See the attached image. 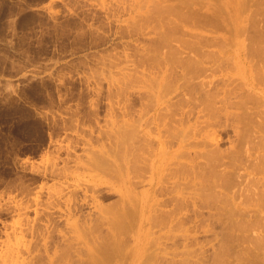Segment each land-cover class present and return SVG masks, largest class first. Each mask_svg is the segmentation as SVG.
<instances>
[{
	"label": "rangeland",
	"instance_id": "obj_1",
	"mask_svg": "<svg viewBox=\"0 0 264 264\" xmlns=\"http://www.w3.org/2000/svg\"><path fill=\"white\" fill-rule=\"evenodd\" d=\"M168 1H164V5H168L167 7H169ZM160 2L163 3V1ZM171 2L173 3L175 0ZM171 2L170 4L172 5ZM178 2L176 0L175 3L178 4ZM250 2L251 4H249ZM250 2H246L251 6L250 9L249 5L246 4L248 5L247 7L249 8V11L252 10V12H256H253L254 14H252L250 13L251 11H248L247 15L249 14L248 18L252 20V23H254L251 24L250 21H247L250 22V24H246L247 27L245 26V28L247 29L245 30L248 32L249 38L244 40L246 48L243 47L242 53L240 54L242 56L238 59L234 55V52H237L235 46L232 44L229 45L227 43V39H220L221 37L219 36L223 33L224 29L227 30L226 22L232 17H227V21L225 18L223 20L218 19V22H220L218 26L220 24L222 26L223 24L226 25V27L223 26L224 28L221 25L220 26L222 28L220 26L218 27L219 30L217 33H219V35L214 31L210 32V27L208 28L209 30L205 29L209 25L211 26V24H208L210 21H215L216 19L214 18L215 16L213 17L212 15L213 19L209 13V16L205 14L209 17V19L206 17L204 18V15L199 13L198 16L203 15L202 17L203 20L205 19L204 21L209 20V22L207 21L208 25L203 24L204 22L200 19L201 16H197L198 11L207 13V11H203V9H200L197 12L195 11L196 13H193L194 17H187L192 21L191 22L188 19L189 22L194 24L196 20L194 21L192 19H195V16H197V21L201 20L200 23L205 25V28H202L203 25L201 26L199 22V24L196 23L199 25H195L196 27L192 26L191 23H189V27L188 25L187 27L182 26L180 23V25L177 24V26L174 27L175 23L180 20L177 18L178 20L174 22L176 20H174L175 16L179 17L188 15L184 7L182 8L181 6L183 4L182 2L179 5L180 10L178 9L180 12L177 9L176 10L179 14L182 12L186 15L180 14L178 16V14L175 13L176 15L173 14L174 16H170L172 18V22L167 20L169 17H165L167 21H164V16H162L165 13L170 15L171 13L168 11L169 9L166 10L162 3V5H159L160 3L158 4V2H155L158 4V7L160 6V8H158L159 10H163L164 8V11L162 12L163 14H159V16H162L164 23L163 21H160L161 18L154 12L152 13V16L155 14V17H157L158 20H156L157 18L155 19L153 16L149 18H152V23H149V19L147 22L150 25L153 24V20L158 21V24L159 21L161 22L159 25H156L157 28L153 26V31H155L156 28V32H153L152 29H150L151 26L147 23L149 25V29L145 28V31H148L149 33L138 35L134 32L136 28H133V24L135 23L134 21L138 23V21L141 22L140 20H142V18L140 19L141 16L138 15L141 11V3L138 0H0V264H29L30 262L31 264H35V262L36 264H49V261L53 258V261L56 260L55 257H58L60 253H62L61 256H64V258H62L64 260L66 259L65 261L62 259V261H64L63 263L66 262L65 264H70V262L71 264H80V261H82L81 264H83L87 260L86 258L91 257L89 256V252H91V250L93 252L92 256H94L93 254L95 253L96 258L97 256L100 258L103 257L101 254H103L104 242L102 241V237L100 239L97 235L102 236V234H104L105 236H103V239L107 237L105 233L107 230L106 224L102 226V231L101 227L100 235V233H97L99 228L95 226L97 228V230L95 229V232L93 230L95 228H93V222H90L93 229L89 228L90 223H86L84 221L86 216L83 217L86 213L88 214L93 212L91 215L92 217L97 214L96 211L98 212L99 210L96 207V202L94 206L92 201H90L91 199L87 197L86 200L88 204L83 205L84 211L81 216L77 214L73 217H67L65 214L61 215L57 213L58 211H55L57 210L54 205L56 199L53 198L54 196L51 197L50 195L54 190L59 188L66 191L64 187L67 185V181L64 176H61V174L58 175L61 173L60 169L63 166L65 159L75 157L79 154L80 156H82V154L84 156V154L87 153L86 150L100 149L98 152H103L106 151V148L107 151L109 149V153H106L104 157V162L107 164L101 162L99 165V167H102L101 165H103L104 168L110 162L109 159L120 160L122 155H126L128 157V153L131 151V153H134L135 156L137 155L140 157L143 154L144 157H148L149 155L150 158L153 157L154 153H157L159 149L158 144L152 142V139L155 141V138L157 137V131L154 129L152 123L149 122L153 112L151 107L154 106L155 100L157 101L158 99V101L161 102L171 100L174 102L176 101V103L179 104L188 99L191 94H194V92H196L194 95L201 94V96L202 93L206 91L214 92L216 94L215 99H219L224 95V92H227V98L229 97L230 102L232 100L233 104L238 102L243 105V107L240 108L243 111L234 106H230L229 104L228 106H230V108L227 107V109L231 110L230 112L233 111L232 113H234V111L246 112L241 115L240 119L238 117L240 121L233 119L231 116V118L228 117L230 120L226 118L228 120H226L228 125L223 129L217 125L215 126L214 124L202 128L205 126L202 123H197L198 128H200L201 132L212 135L223 151L232 150L231 147L233 144H237L234 143L238 141V137H236L237 135L233 131L234 126L237 125L235 129L239 128L238 131L244 129L241 131L242 133L243 131L250 133V137L253 133L257 134V132H253L255 130L253 122H258L261 118L258 117L257 108L260 107V111L262 107V109H264V60L262 61L263 63L261 62L263 59L262 54L264 52V0H255L253 2L250 0ZM254 2L257 3L255 4ZM254 6L256 7L254 8ZM153 8H155V6ZM143 22L144 21L142 20V23ZM136 23L135 26L137 27ZM162 23L164 25H161ZM166 23H168L169 26L172 25L171 28L168 29L169 26ZM154 24H156V22ZM162 26L165 28L163 31ZM178 26H181V29ZM199 27L201 31L198 33L197 30ZM189 28L192 32L194 31L193 28L197 29L194 31L198 33V35L196 33L197 36L205 35L203 36V39L201 37L200 38L203 42L205 40L206 43L200 42L202 40L200 39L199 41V37L197 36V40L200 43L197 44V41L193 42L195 41L193 39L196 37H194V34L192 37L191 31L190 36ZM212 28L213 27L211 26V29ZM166 29H168L169 34L170 32L172 34H168L169 38L167 39H169L171 45L176 44L174 46L179 52H176L177 50L174 49L175 51H172V53L170 50H173V48H175L174 46L172 48H170L171 46H167L169 47V50L165 47L166 45H163L164 47L161 48L160 52L158 51L159 55L157 54L158 52H156V55L152 48H154L153 45L156 44L157 47L158 43L154 40H156L155 38L161 36V32L163 33L165 31L164 33L166 34ZM173 29L176 31L175 35L179 36L180 33L182 40L189 41L191 38L190 43L193 42V48H191V50H189L190 48L188 49L191 45L188 42L186 44V41L182 42L178 37L177 39L181 42H178L179 40L177 41L176 36L173 34L175 33ZM185 29H188L187 34L183 32ZM203 30H206L207 32H204ZM200 33L204 34L202 35ZM173 35L176 40L173 38ZM213 35H218L219 37H214ZM212 36L213 38L211 40ZM206 38L209 39L206 41ZM152 40L155 44L152 43ZM171 40L174 41L172 42ZM250 44L251 46L248 47ZM184 45L187 47L185 48ZM194 45L196 49L194 48ZM253 46L255 47V50H263V52L260 50L262 52L260 53L262 59L258 56L260 51H253ZM167 49L169 52H167ZM207 51V55L202 54ZM170 53L173 55H171V61L175 59L178 61L181 59L185 62L187 59L188 63L191 64L194 60L201 56L202 58L199 59L202 60H199L200 63L198 61H194L198 68L194 64L193 66L189 65L187 67H193L192 69H185L189 72L185 73L190 75L187 76L188 80H186V75H184L185 73L180 67V65H184V62L181 64V61H178L180 63L179 67V63L177 64L176 62V66L174 63L173 65H170L168 62L171 63V61L167 62L166 59L168 56L170 58ZM255 54H257L256 56L258 58L255 57ZM153 55L157 57H154ZM187 56L190 59H188ZM191 59L193 61H191ZM188 63L185 62V65L187 66ZM193 71L195 72L192 74L191 72ZM258 71L261 74H259ZM260 75L261 77L259 78ZM154 79H159L160 82L164 84L166 83L172 85L175 89L171 90V93L162 98L156 94L157 88L154 85L157 84L158 81ZM191 83H193V85ZM197 84H199L200 87L197 86ZM119 89L121 90L119 91ZM199 90L201 92L202 90L204 91L201 93ZM255 96L257 98L256 100L260 99L259 101H261L262 99L263 104L260 105L262 101L256 102ZM254 102H256V104ZM254 104L258 107L254 106ZM158 105L160 107L162 106V104ZM201 109L202 107H199L198 114L203 113ZM164 111L167 110L164 109ZM164 111L162 110L163 113ZM192 115L193 117L196 116L195 114ZM221 117V123L223 124L225 123V117L223 115H221ZM241 118L244 120L242 119L243 121H241ZM199 119L202 118H196V120ZM192 120L193 119H190L189 123L192 124ZM128 122L132 123V127ZM147 122H149V125H146ZM232 122L234 124H232ZM184 124L185 125L181 126L182 128L185 127L184 129L187 131L189 124L188 122ZM191 124L189 125L190 127ZM249 124L253 126H249ZM107 125H109V128ZM242 125H245L247 128ZM148 126L153 127V129H150ZM99 128H102L101 131H99ZM110 129L111 132L109 131ZM191 129L192 128H190V130ZM103 131H106L105 134ZM113 131H117V133L120 131L121 133L120 135L118 133L117 136V133H115L116 135L112 134ZM85 132H88L89 134L91 133L92 135L87 133L85 134ZM109 132L111 135H107ZM119 137L121 140H119ZM168 138L170 137H167V139ZM254 138L253 136L251 137L252 140H254ZM83 139L85 142L81 141ZM87 141H89V143H87ZM112 141H115L114 144ZM150 142L152 143L150 144ZM97 143L99 144L97 145ZM106 144L108 147H106ZM172 144L166 143L165 147H163V149H165L162 151H175L177 149V145L175 143ZM247 144L251 145L249 141ZM109 146H112L111 148L114 150L112 151ZM174 148L176 149L174 150ZM75 149L78 151L76 152ZM150 149L152 151L154 150L153 153H151L152 151ZM193 149L200 150L202 148L198 147ZM114 152H116V154L119 152L120 155H118V153L117 156ZM148 152L150 153L148 154ZM151 154L153 155L151 156ZM115 155L118 158H116ZM196 161L203 163L205 158L197 157ZM82 168L83 167H81L80 171L76 168L78 171L75 169L71 173L73 176L68 180L70 184L73 183L72 185H76L74 182L78 181L77 184L82 183L81 186H79L83 188L82 185L89 183V180L85 179L88 174L93 173L92 175H95L97 172L98 175H95V178L104 179L107 183L104 186L102 185L103 188H105L102 190L103 193L102 191L99 193L97 192L99 196L95 193L98 196H96V198L101 205H106L109 202L111 203L112 200L115 201L119 198V194L115 190L117 187L115 186V177L110 174L108 177V174H103V170L101 168V171L98 170V167L97 169H86L88 170L86 172ZM52 169L54 170L53 172ZM54 173L57 174L55 177ZM113 173L114 172L112 171V174ZM232 176L233 175H231V177ZM144 178L145 180L140 177L139 179H142L143 182H138L141 183V185H136L139 186L138 189L137 187L134 188L135 196L132 198L131 203L134 201L133 204H135L136 207L131 204V207L134 206L132 207L134 209L130 208L132 212L134 211L132 215V217H134L132 221L130 219L131 217L127 218L130 222L126 219L127 223L131 224L127 225L126 223L125 225L128 226V228H131L130 233L129 230H127V234H130H128V237L130 236V238L124 237L127 236V234H122L120 236V238H123L122 242H124L127 238L126 243L129 244L127 245L125 242L124 244L120 242V245L123 247L122 248L120 246L122 249V256L120 257L121 260L118 258V260H115L112 257L109 264H218V254L221 260L220 264H224L225 262L223 259H226L228 262V259L232 257L231 254L235 255L236 251L242 248L240 245L243 246L249 243L248 240L245 239H243V241L245 240L246 242L241 241V238H244L241 232V234H238L239 231L235 232L237 230H233L231 227L230 228L232 230L227 227V229H224L226 226H224L225 220H222L224 217L218 215L216 218L218 219L220 217L221 220H219L220 218L217 220L215 218V216H217L216 213L215 215L213 214V217L212 215H208L209 213L212 214V212H210L212 209L209 208V211L207 208H200L203 211V214H200V216L198 215L197 217L193 214H190L191 216L188 214L190 217L187 214H182L183 217H180L181 215H179L178 219L181 218V221H178V219L175 218L176 220L173 219L172 224L169 223L168 219L165 217L169 223L167 225L168 228L162 220L164 217L158 218L163 222L158 221L157 218V220H154V218L157 217V214L154 213L156 211L140 214L139 208L142 201L141 192L147 187L145 182L148 178V174L146 177L144 176ZM208 182H210V180ZM110 186H113L114 189H111L112 187L110 188ZM188 190L193 191L191 189ZM136 191H139V194ZM87 193L90 194V191ZM156 195H159L157 196L158 198H156ZM160 196L161 195L159 193L153 194L151 195V199L156 198L160 201L164 198V196ZM191 196L192 195L189 197ZM46 198L48 199L46 200ZM63 199L64 197L60 199V201H62L61 204L63 205L61 206L60 204L62 210L64 207ZM190 199L193 198L191 197ZM190 199L187 201L188 203L192 201ZM213 199L214 198H209L210 202L208 199L207 202L214 204L211 203V200L213 201ZM135 200L138 201V203L135 202ZM214 202H216V204L220 202L222 203V201L218 202V200ZM191 203L188 204L190 209H192L193 205L196 207L199 204L202 205L199 199L193 204ZM221 203L220 205L223 206L224 203ZM170 207H172V205L163 206L162 208L169 209ZM157 210L159 211V209ZM151 213L156 215L153 216ZM186 215L189 218H187ZM201 215H204L205 217L203 216L202 218ZM106 216L108 217L109 213H106ZM46 218H50V221L56 220L58 227L61 225L59 228L62 227L61 234H63V238L67 236L66 240L62 242L60 241L61 244L56 245L57 242L55 238H57L58 235L57 230L51 227L53 223L52 221L51 224H49V228L47 227V230L49 229V231L46 230V232L50 235L53 234L54 236L52 235V237L55 240L53 239L51 241L50 236L49 239L51 242L48 241V234L45 230L43 232L44 224L47 222ZM81 219L84 223L80 221ZM67 220H76L77 224L81 223V227L83 229H81L78 225L80 228L77 226V231L69 230L70 228H67L69 226L66 223ZM152 220H154L153 222L156 221V223H153ZM61 221L65 222V224ZM174 221H177V223H174ZM222 221H224L223 224ZM226 221L228 222V220ZM124 222L126 221L124 220ZM152 224L155 225L153 226ZM63 227H66V231L63 230ZM85 227L91 231L89 232ZM108 227L110 228V226ZM50 228L54 229L52 230V233H50ZM221 229L223 230L221 231ZM109 230L110 229H108V232ZM167 230H169V232ZM228 230L231 232H228ZM83 233H86L87 236ZM188 234L190 236H187ZM222 234H225V241H222ZM156 237L158 240L155 239ZM219 237L220 240L222 239L221 241L219 240ZM151 239H153V242L155 239V244H153ZM229 239H237V241L233 240L236 244H233L232 240L229 242ZM46 240L50 244L48 243L47 245ZM226 240H228L229 243H226ZM66 242L69 243L68 245L70 246H68ZM222 242L223 244H227L229 246L223 245ZM35 243L37 245H35ZM64 243L66 245H64ZM230 245L233 248H230ZM61 247L64 248L62 249ZM67 247L71 248L68 249ZM37 249H39V251ZM232 249H235L236 251H232ZM42 250L43 252H41ZM60 250L65 251H63L64 253H59ZM82 250H85V253ZM152 250L157 252L159 259H156V261L148 260V262L145 260L147 259L145 256L148 257V254H151ZM81 251L83 252V255ZM214 251H216L215 254ZM212 255L214 257H212ZM122 257L124 258V262ZM234 257L232 259L230 258L231 264H235ZM73 259L74 261H72ZM33 260L35 261L34 263H32ZM105 263L106 262L104 261V264Z\"/></svg>",
	"mask_w": 264,
	"mask_h": 264
},
{
	"label": "bare ground",
	"instance_id": "obj_2",
	"mask_svg": "<svg viewBox=\"0 0 264 264\" xmlns=\"http://www.w3.org/2000/svg\"><path fill=\"white\" fill-rule=\"evenodd\" d=\"M141 4V11H140V13H138V15L139 16H141L140 17V19L142 18V20L144 21L143 23H142V20H140L141 22H139L138 21V23H136V21H134L136 24H137V27L135 26V23L132 25L133 26V28L135 29H133L134 30V32L136 33V34H143V33H149L148 31H145V28L147 29H149V23H152V18L151 19H149L150 17H153L154 16V18L156 19L157 17H155L157 14V16L158 17H160L161 19H160V21L162 22L163 20L164 21H167V20H170L171 22H172V16L171 15H176L175 13H177L178 14V16L180 15V14H182V15H186L185 13L183 14L182 12L179 14V5L181 4V2L183 3L181 6H182V8L184 7V9L186 10V12L188 13V15H186V16H179V17H174V22H176L178 19H180V20H178V22H176L175 23V26L174 27H176L177 26V24L178 25H182V26H186L187 27V25H188V27H189V23H191L192 21H191V19H189L188 17H194V15H193V13H196L198 10H202L203 9V11H207V13H203L202 11L201 12H199L198 11V13H197V16H198V14L200 13V14H203L204 15V18L206 17V18H208L209 19V15L211 14V17H212V15H213V17L216 19L215 21L213 20V21H210L209 22V20H206V21H204L203 20V15H200L201 16V20H202V22H204L203 24H207V21L209 22L208 24H211V26L213 27L212 29H211V26L209 25L207 28H205L204 26L205 25H203L202 23H200L201 22V20L200 21H197V16H195V19H192V20H196V22L194 23V24H192L191 23V25L192 26H195V25H198L199 23L201 24V26L203 25V27L202 28H205V29H207V30H209L208 28L210 27V32L211 31H214L216 34H218L219 35V33H217V31L219 30V26L221 25H219L218 26V24L220 23V22H218L220 19H224L225 18V20L227 21V17H232L230 20H228L226 23H227V30H225L224 29V31H223V33L222 34H220L219 36L221 37L220 39H227V43L230 45V44H232V45H234L235 46V49H236V53L234 52V55L239 59L240 58V56H242V55H240L241 53H242V49H243V47H245L246 48V45L244 44V40L245 39H247V38H249V35H248V32L245 30V29H247V28H245V26L247 27V25L246 24H250V22L252 21V20H250V18H248V15H247V13H248V11H249V8L251 7L249 4H251V2H250V0L248 1V0H177V2L179 1H181L180 3L178 2V4L177 3H175L176 2V0H175V2H171V1H173V0H171V1H168V0H138ZM160 1H163V3L162 2H160ZM164 1H168L169 2V7H167L166 5H164L165 4V2ZM253 1H255V0H252V2ZM259 1V0H258ZM155 2H158V4L159 5H164V8H166V10H168L169 11V13H171L170 15L168 14V13H165L166 12V10H165V14L164 15H162V16H164V19L162 18V16H159V14H161L163 11H164V8H163V6H162V8H163V10L162 9H158V8H160V6L158 7V4L157 3H155ZM170 2L172 3V5L170 4ZM246 2H250L249 4L248 3H246ZM155 3V4H154ZM162 3V4H161ZM255 3V2H254ZM257 3V2H256ZM255 3V4H256ZM261 3V2H260ZM153 4H154V6H155V8H153L154 6H153ZM156 4H157V6H156ZM167 4V3H166ZM246 4H248L249 5V8L247 7L248 5H246ZM170 5H171V7H170ZM178 6V7H177ZM253 6V5H252ZM173 7V8H172ZM177 7V8H176ZM256 6H254V8H255ZM153 9H155V10H153ZM179 11V12H177V10ZM184 9H182V10H184ZM251 9V8H250ZM153 10V11H152ZM196 11V12H195ZM251 11V12H250ZM249 12L250 13H252V14H254L253 12H256V11H253L252 12V10H250ZM151 12V13H150ZM155 12V14H153V16H152V13H154ZM208 13H209V15H208ZM163 14V13H162ZM205 14H207L208 16H206ZM169 15V16H168ZM173 15V16H174ZM139 16H137V17H139ZM171 16V17H170ZM188 16V17H187ZM200 16H198V17H200ZM167 17H169L167 20H166V18ZM212 17V18H213ZM250 17V16H249ZM178 18V19H177ZM213 18V19H214ZM150 21H149V20ZM163 19V20H162ZM191 21V22H189V20ZM219 19V20H218ZM139 20V19H138ZM156 20H158V18L156 19ZM147 21H149V23L147 22ZM159 21V24L161 23ZM164 21H163V23H164ZM180 21V22H179ZM193 21V22H194ZM247 21H250V22H247ZM156 22V24H154ZM171 22H169V23H171ZM173 22V23H174ZM199 22V23H198ZM206 22V23H205ZM247 22V23H246ZM149 25H148V24ZM161 24V25H164V24ZM180 23V24H179ZM196 23H198V24H196ZM254 23V22H253ZM252 22H251V24H253ZM139 24V25H138ZM154 24V25H153ZM153 24H151L150 26L152 27H150V29H152V31H153V26H155L156 28H157V26L156 25H159L158 24V21H155V20H153ZM167 25H168V23H166ZM207 24V25H208ZM130 25V26H131ZM147 25H148V27H147ZM160 25V26H161ZM174 25V24H173ZM206 25V26H207ZM169 26V25H168ZM172 26V25H171ZM171 26H169L168 27V29L169 28H171ZM199 26V25H198ZM197 26V27H198ZM222 26V25H221ZM220 26V27H221ZM223 26L224 27H226V25H224L223 24ZM222 26V27H223ZM251 26V25H250ZM164 26H162V28H163ZM179 27V26H178ZM178 27H177V29H178ZM181 27V26H180ZM179 27V28H180ZM196 27V26H195ZM221 27V28H222ZM223 27V28H224ZM156 28H155V31H153V32H156ZM159 28V27H158ZM191 28V27H190ZM190 28H189V33H190V36H191V30H190ZM160 29V28H159ZM168 29H166V34L164 35L162 32H161V36L163 37H157V38H155L156 40H154V38H153V40L154 41H157V43H158V46L156 47V45H153V47L154 48H152L153 50H150V51H153L155 54H156V52H160V50H161V48L162 47H164L165 45V47L166 48H168L169 49V47L170 48H172L174 45H176V44H174V45H171V43H170V41H169V39H167V38H169L168 37ZM176 29V30H177ZM181 29V28H180ZM183 29V28H182ZM194 29V31L195 30H197V29H195V28H193ZM161 30V29H160ZM163 30H165V28H163L162 29V31ZM174 30V29H173ZM173 30H171V31H173ZM188 29H185V31H183L184 33H186L187 34V31ZM159 31V30H158ZM175 31V30H174ZM173 31V32H174ZM191 31V32H190ZM192 32V37L194 36V37H196L197 35H198V33H199V31H201L200 30V27H199V29L197 30V32ZM204 31V30H203ZM206 31V30H205ZM204 31V32H205ZM208 31V32H209ZM152 32V33H153ZM178 32V31H177ZM180 32H181V30H180ZM207 32V31H206ZM209 32V33H210ZM213 32V33H214ZM159 33V32H158ZM157 33V34H158ZM183 33V34H184ZM188 33V34H189ZM196 33H197V35H196ZM214 33V34H215ZM134 34V33H133ZM163 34V35H162ZM174 35L176 34V31H175V33H173ZM194 34V35H193ZM200 34H204V33H200ZM212 34V33H211ZM169 35H172L171 34V32H170V34ZM174 35H173V38L175 39V37H174ZM218 35H215L216 37L218 36ZM158 36V35H157ZM164 36H166V37H164ZM176 36V39H177V37L178 38H180V40L182 41V42H184V41H186V40H182V38L180 37V33H179V36L178 35H175ZM203 36H205V35H203ZM203 36H197V37H199V41H200V39L202 38H204ZM214 36V35H213ZM213 36L211 37V40H212V38H213ZM214 36V37H215ZM218 36V37H219ZM197 37L195 38V39H193V40H195V41H193V42H198L197 44H199L200 42H202V43H206L205 42V40H204V42H203V40L202 41H198L197 40ZM201 37V38H200ZM210 38V37H209ZM209 38H206V41L209 39ZM171 39H172V37H171ZM175 39V40H176ZM215 39V38H214ZM153 40H152V43H154L153 42ZM179 39H177V41H178ZM178 41V42H181V41ZM169 41V42H168ZM172 41V40H171ZM174 41V40H173ZM172 41V42H173ZM190 41H191V38H190V40L189 41H186V44H187V42L189 43V44H191L190 45V47H188V49L189 50H191V48H193V42L192 43H190ZM216 41V40H215ZM219 41V40H218ZM218 41H217V43H218ZM151 42V41H150ZM210 42V41H209ZM169 43V44H168ZM211 43V42H210ZM253 43V42H252ZM155 44V43H154ZM173 44V43H172ZM184 44V43H183ZM195 44V43H194ZM196 44V45H197ZM254 44V43H253ZM252 44V45H253ZM164 45V46H163ZM245 45V46H244ZM167 46H169V47H167ZM185 46V45H184ZM251 46V44L248 46V47H250ZM254 46H256V45H254ZM253 46V51H262L263 52V50L262 49H260V50H255V47ZM158 47H160V48H158ZM175 47V46H174ZM187 46H185V48H186ZM247 47V48H248ZM257 47V46H256ZM194 48H195V45H194ZM244 48V49H245ZM156 49V50H155ZM167 49V50H168ZM174 49H176V47L175 48H173V50H170V52H174L175 50ZM196 49V48H195ZM259 49V48H258ZM169 50L167 51V52H169ZM177 50V49H176ZM192 50H194V49H192ZM197 51V50H196ZM259 52V55L258 56H260V58H261V55H260V53H262V52ZM152 52V53H153ZM159 52L157 53L158 55H159ZM172 52V53H173ZM176 52H179L178 50L176 51ZM198 52V51H197ZM202 53V52H201ZM206 53V54H205ZM207 53H208V51L207 52H204V53H202V54H204V55H207ZM211 53V52H210ZM251 53H253V52H251ZM255 53H258V52H255ZM156 54V55H157ZM201 54V55H202ZM212 54H213V52H212ZM263 54H264V52H263ZM263 54H262V60H261V62L264 60V56H263ZM144 55L146 56V54L144 53ZM172 54L170 53V58H169V56H168V58H166L167 59V62L168 61H171V57L173 56H171ZM199 55H200V53H199ZM257 54H255V57H257L256 56ZM148 56V55H147ZM154 56V55H153ZM154 57H157V56H154ZM188 57V56H187ZM195 58V57H194ZM194 58H192V59H194ZM199 58H202V56L201 57H199ZM196 59V60H194V61H198L199 63H200V61L202 60H200V59ZM204 58V57H203ZM242 58V57H241ZM258 58V57H257ZM188 59H190L189 57H188ZM191 59V61H193ZM150 60H152V59H150ZM200 60V61H199ZM241 60V59H240ZM153 61H154V59H153ZM155 61H156V58H155ZM181 64L184 62V60L182 61L181 59L180 60H178ZM177 61V59H175V60H173V61H171V63L170 62H168L170 65L172 64L173 65V63H174V65L176 66L179 62ZM194 61L190 64V63H188V61H187V59L185 60V62H187L188 64H187V66L185 65V62L183 63L184 65H180V63L178 64V67H179V65H180V67H181V70H183L184 71V73L185 72H188V71H186V70H190V68L191 67H189V68H187L189 65H194L195 63H194ZM177 64H176V63ZM260 62V63H261ZM197 63V62H196ZM198 63V64H199ZM202 63V62H201ZM263 63V62H262ZM239 64V63H238ZM196 65V64H195ZM201 65V64H200ZM237 65V64H236ZM262 65V64H261ZM175 66H173V67H175ZM197 66V65H196ZM195 66V67H196ZM244 66V65H243ZM194 67V68H195ZM259 67H261V66H259ZM187 68V69H186ZM193 68V67H192ZM191 68V69H192ZM197 68H198V66H197ZM196 68V69H197ZM264 68V67H263ZM186 69V70H185ZM260 69V68H259ZM258 69V70H259ZM263 70V69H262ZM247 71V70H246ZM260 71H261V69H260ZM264 71V70H263ZM262 71V72H263ZM195 71H193V72H191L192 74L194 73ZM184 73H182V74H184ZM189 73V72H188ZM187 73V74H188ZM252 73V72H251ZM258 73H259V71H258ZM186 73L184 74V75H186V80H188V77L187 76H190L189 74L187 75ZM244 74V73H243ZM259 74H261V73H259ZM183 75V76H184ZM261 77V75L259 76V78ZM264 77V76H263ZM245 79V78H244ZM257 79H258V76H257ZM154 80H157L158 81V83L157 84H155L154 86L157 88V90H156V94L157 95H159V96H161L162 98H164L167 94H169V93H171L170 91L171 90H174L175 88L172 86V85H169V84H164V83H162V82H160V80L159 79H154ZM153 80V81H154ZM264 80V79H263ZM190 81V80H189ZM249 82V81H248ZM188 84H189V82H188ZM192 85H193V83H191ZM124 85V84H123ZM153 86V87H154ZM197 86H199V84H197ZM197 86H196V88H197ZM152 87V86H151ZM191 87V86H190ZM200 87V86H199ZM194 88V87H193ZM195 89V88H194ZM198 89V88H197ZM121 89H119V91H120ZM200 91V90H199ZM204 90H202V92H203ZM206 91V90H205ZM201 92V91H200ZM201 92V93H202ZM191 94V93H190ZM194 94H196V92H194ZM190 95L189 96V98L188 99H186L184 102H181V103H176V101L174 102V101H171V100H168V101H163V102H161V101H158V99H157V101L155 100V104H154V106L153 107H151L152 108V110H153V112H152V115H151V118H150V120H149V122L150 123H152V125H153V127H154V129H156V131H157V137L155 138V141H153V139H152V142H154V143H156V144H158V152L157 153H154V156L153 157H151L150 158V155L147 157H144V155L142 154L140 157L139 156H135L134 155V153H131V152H129L128 154V157L126 156V155H122V157H120V160L118 159V160H110L109 159V161L111 162V161H114V162H109L108 163V165L104 168L103 167V165H101L102 167H99V165L101 164V162H103V163H105L104 162V160H105V154L106 153H109L108 151H109V149H108V151H107V148H106V151H103V152H98V150H100V149H96V150H93V149H89V150H86V154H84V156H83V154H82V156H80V154L79 155H76V154H74V155H76L75 157H70V158H67V159H65V162L63 163V166L61 167V169H60V172L61 173H59L58 175H60L61 174V176H64V178L66 179V181H67V185L64 187L65 189H66V191H63V189H61V188H59V189H57V190H54L53 192H52V194L50 195L51 197H53L54 199H56V202H55V207H56V209L57 210H55V211H58L57 213H59V214H65V216H67V217H73V216H75V215H80L81 216V214H82V212L84 211L83 209H84V207H83V205L84 204H88L87 203V200H86V198L87 197H89L91 200L90 201H92V204L95 206V202H96V207L98 208V212L96 211V213L97 214H95V216H91L92 215V213H86V214H84L83 215V217L84 216H86L85 217V219H84V221L86 222V223H92V225H93V228L95 227V226H97V228H99L98 229V231H97V233L99 234L100 233V235H101V231L103 230V225L104 224H106V228H107V230H106V235H107V237L105 238V239H103V236H105L104 234H102V236H99V235H97V234H95V235H97V237L98 238H100L101 239V237H102V241L104 242V247H103V254H101L103 257H98L97 256V258H96V255H95V253L93 254L94 256H92V250H91V252H89V256H91L90 258H86L87 260V263H86V261L83 263V264H104V261L106 262V263H110V259H112V257L115 259V260H118V259H120V257L122 256V249L120 248V242H122V239L123 238H120V236L122 235V234H127V230H129V233H130V231H131V228H128V226H125L126 225V223H127V218H130L131 219V221H132V219H133V217H132V215H133V213H134V211L132 212V210L130 209V208H132V207H134L135 206V204H133V202L131 203V201H132V198L135 196V194H134V188H136L137 187V189H138V187L139 186H136V185H141V183H138V182H143V180H145V178H144V176L146 177V175L148 174V178L146 179V182H145V184L147 185V187L141 192V198H142V201H141V206H140V208H139V213L140 214H143V213H145V212H148V213H150V211H156V212H154V213H156L157 214V217H152V218H154V220L157 218H163L162 220L165 222L164 224H166V226L169 224V223H171L172 224V220L174 219V220H176L175 218H177L178 219V216L179 215H181L180 217H183V215H185V214H193L194 216H200V214H203V211L200 209V208H209V209H212V210H210V212H212V214H208V215H212V217H213V214L215 215V213L217 214V216H215V218L216 217H218V215L219 216H223L224 218H222V220L224 219L225 220V224H224V229L227 227L228 229H231V228H233V230H237V231H235V232H238V234L241 232L242 233V235H243V237L244 238H241V241H243V239H245V240H248V244L247 243H244V244H247V245H240L242 248H240V250H235L236 251V253H235V255L234 254H231L232 255V257H230L231 259L234 257V261H235V264H264V109H262L261 108V111L259 110L260 109V107H258L257 105H255L256 104V102L258 101V102H261L262 101V99H261V101H259L260 99H258V100H256L257 98H256V96H255V100H256V102H254L255 104H254V106H256V107H258L257 108V112H258V117L260 118L259 119V121L258 120H256V121H258V122H253V125H251V124H249V126H253L254 128H255V130L253 131V132H257V134H252V136H253V138L255 137L256 138V140H255V138H254V140H252L251 139V137L249 136V135H251L250 133H246L245 131H243V133L241 132L242 130H244V129H242V126H241V129L242 130H239L238 131V129L239 128H237V129H235L236 127H237V125L236 126H234L233 127V131H234V133H236V137H238L237 139H238V141L237 142H234V143H237V144H233V146L231 147L232 148V150L230 149L229 151H223V149H221L220 147H219V145H218V142L216 141V139L212 136V135H210V134H208V133H205V132H201V130H200V128H198V125H197V123H202V124H204L205 126H203L202 128H205L206 126H209V125H212V124H214L215 126L217 125L218 127H220L221 129H223V128H225L228 124L226 123L228 120L226 119V118H228V117H230L231 118V116L233 117V119H235V120H239L240 119V117H241V115L243 114V113H246L245 111L244 112H241V111H243V110H241L240 108H242L243 107V105H242V103H232V100H231V102L229 101V97L227 98V95H228V93L227 92H224V95L222 96V97H220L219 99H215V97H216V94L214 93V92H210V91H206V92H204V93H202V96H201V94L200 95ZM156 95V96H157ZM250 95V94H249ZM254 95V94H253ZM253 95H251V96H253ZM259 97V96H258ZM249 98H250V96H249ZM252 99V98H251ZM167 100V99H166ZM194 100H195V102H194ZM243 103H245V102H243ZM251 103V102H250ZM158 104H162V106L160 107ZM228 104L230 105V106H234V107H236V108H239L241 111L240 112H238V111H234V113H232V112H230L231 110L230 109H227V107L228 108H230V106H228ZM261 104H263V101H262V103H260V105ZM251 105V104H250ZM249 105V106H250ZM259 105V104H258ZM245 106H246V104H245ZM199 107H202V109H201V111L203 112L202 114H198L199 113ZM246 108H247V106H246ZM252 108V107H251ZM161 109V110H160ZM164 109H166L167 111H164ZM256 109V108H255ZM162 110L164 111V113L162 112ZM252 110V109H251ZM255 112H256V110H255ZM163 113V114H162ZM250 113H251V111H250ZM192 114H195L196 116L195 117H193V115ZM221 115H223L224 117H225V123H221V119H222V117H221ZM248 115H249V113H248ZM252 115V114H251ZM244 116H245V114H244ZM250 116V115H249ZM256 116V115H255ZM202 118V119H199V120H196V118ZM238 117H239V119H238ZM252 117V116H251ZM190 119H193L192 120V124L191 123H189V121H190ZM229 119V118H228ZM243 118H241V121H243L242 120ZM246 119H247V115H246ZM227 120V121H226ZM230 120V119H229ZM240 121V120H239ZM149 122H147L146 123V125H149ZM186 122H188V124L190 125L191 124V127L188 125V129H187V131L184 129V128H182V126L183 125H185L184 123H186ZM230 122V121H229ZM233 122H234V120H233ZM232 122V124H234ZM247 122V121H246ZM128 123H130V122H128ZM244 123V122H243ZM131 124L132 123H130V126H131ZM232 124H231V126H232ZM118 125V124H117ZM151 125V124H150ZM182 125V126H181ZM230 125V124H229ZM245 125H246V123H245ZM243 126V127H246V126ZM248 125V124H247ZM108 126V128H109V125H107ZM106 126V127H107ZM112 126H115V125H112ZM125 126V125H124ZM181 126V127H180ZM97 127V126H96ZM127 127V126H126ZM132 127V126H131ZM149 127V126H148ZM153 127H149L150 129L152 128L153 129ZM125 128V127H124ZM130 128V127H129ZM190 128H192L191 130H190ZM247 128V127H246ZM250 128V127H249ZM96 129V128H95ZM97 129H98V127H97ZM96 129V131L98 132V130ZM102 129V128H101ZM101 129L99 128V131H101ZM118 129V128H117ZM106 130V129H105ZM115 130V129H114ZM247 130V129H246ZM110 132H111V129L109 130ZM123 131V130H122ZM141 131V130H140ZM249 131H251V130H249ZM104 132V131H103ZM106 132V131H105ZM105 132H104V134H105ZM110 132L109 133H107V135L108 134H110ZM245 132V133H244ZM89 134L88 132H85V134ZM100 133H102V132H100ZM115 133H117V131H113V135L115 134ZM118 133H119V135H120V131H118ZM118 133H117V136H118ZM252 133V132H251ZM91 134V133H90ZM89 134V135H90ZM202 134V135H201ZM92 135V134H91ZM95 135V134H94ZM93 135V136H94ZM106 135V136H107ZM111 135V134H110ZM116 135V134H115ZM197 135H198V137H197ZM201 135V136H200ZM164 138H166V139H164ZM89 137V136H88ZM101 137V136H100ZM103 137V136H102ZM167 137H170V138H168L167 139ZM250 137V138H249ZM93 138V137H92ZM91 139V138H90ZM95 139V138H94ZM98 139H100V138H98ZM112 139H114V138H112ZM236 139V138H235ZM80 140V139H79ZM87 140V139H86ZM97 140V139H96ZM96 140H95V143H96ZM111 140V139H110ZM109 140V141H110ZM119 140H121L120 139V137H119ZM151 140V139H150ZM250 140H251V142H250ZM81 141H83V142H85L84 141V139L83 140H81ZM91 141H93V140H91ZM100 141V140H99ZM249 141V143L251 144L252 143V141H253V143L251 144V145H248L247 144V142ZM113 142V141H112ZM115 142V141H114ZM114 142H113V144H114ZM152 142H150V144L152 143ZM87 143H89V141H87ZM95 143H93V144H95ZM118 143V142H117ZM153 143V144H154ZM166 143H175L176 145H177V149L176 148H174V150L175 151H173L172 149V151H169V152H165V151H162V150H164L163 149V147H165V144ZM99 143H97V145H98ZM103 144V143H102ZM173 145V144H172ZM171 145V146H172ZM236 145V146H235ZM93 146V145H92ZM103 146V145H102ZM101 146V147H102ZM170 146V145H169ZM173 146H175V145H173ZM85 147H87V146H85ZM84 147V148H85ZM89 147H90V145H89ZM100 147V146H99ZM106 147H108L107 146V144H106ZM110 147V146H109ZM112 147V146H111ZM110 147V148H111ZM198 147H200V148H202V149H200V150H195V149H193V148H198ZM233 147H235V148H233ZM74 148V147H73ZM103 148V147H102ZM114 148V147H113ZM130 148V147H129ZM117 149H118V147H117ZM76 150V149H75ZM85 150V149H84ZM103 150V149H102ZM111 150L113 151L114 149H112L111 148ZM111 150H110V152H111ZM119 150H120V148H119ZM132 150V149H131ZM151 150V149H150ZM150 150H148V151H150ZM78 150H76V152H77ZM121 151V150H120ZM152 151V150H151ZM150 151V152H151ZM154 151V150H153ZM153 151L151 152V153H153ZM72 152V151H71ZM134 152H135V150H134ZM150 152H148V154L150 153ZM69 153V152H68ZM115 154H116V152H114ZM119 153V152H118ZM117 153V154H118ZM66 154H67V152H66ZM116 154V155H117ZM122 154V153H121ZM72 155V154H71ZM112 155V154H111ZM115 155V156H116ZM118 155H120V153L118 154ZM117 155V156H118ZM153 154H151V156H152ZM70 156V155H69ZM69 156H67V157H69ZM116 156V158H118ZM197 157H204L205 158V161L203 162V163H199V162H197L196 161V159H197ZM110 158V157H109ZM138 158H139V160H138ZM107 160H108V158H107ZM100 162V163H99ZM52 164V163H51ZM105 164H107V163H105ZM111 165H113V166H111ZM47 166V165H46ZM50 166V165H49ZM55 166V165H54ZM83 167L82 169H84L85 170V172L86 171H88V170H90V169H97V167H98V170H100L101 171V169L103 170L102 172H103V174H105V173H107L108 174V177H109V174L111 175V176H113V177H115V186H117L116 188H115V190L118 192V194H119V198L117 199V198H115V199H117V200H115V201H111V203L109 202L108 204H106V205H101V203L98 201V199L96 198V196L98 195V193L99 192H101L102 190H104L105 188H103V186L104 185H106L107 183H106V180H104V179H96L95 178V175L97 176L98 174H97V172H96V174L95 175H92L91 173L90 174H88V176H87V178H85L86 180H89V183H86L85 185H82V187L83 188H81L80 186H81V184L82 183H79V184H77V182L78 181H75L74 182V184H76V185H72V184H70L69 182H68V180L69 179H71L72 178V172L76 169V168H78V170L80 171V169H81V167ZM105 166V165H104ZM60 167V166H59ZM57 168V167H56ZM101 168V169H100ZM48 169V168H47ZM54 169V168H53ZM52 169V172L55 170H53ZM69 169V170H68ZM86 169H88V170H86ZM77 169H76V171H78ZM96 171V170H95ZM112 171L114 172L113 174H112ZM148 172V173H147ZM147 173V174H146ZM51 174H53V173H51ZM80 174H82V173H80ZM55 175H57V174H55L54 173V177H55ZM231 175H233L232 177H231ZM51 176H53V175H51ZM80 176V175H79ZM100 176V175H99ZM48 177V176H47ZM60 177V176H59ZM86 177V176H85ZM140 177H142V179H139ZM233 179H231V178ZM101 178V177H100ZM208 178H210V179H208ZM61 179V178H60ZM74 180V179H73ZM111 180H112V178H111ZM114 180V179H113ZM210 180V182H208ZM81 181V180H80ZM79 181V182H80ZM110 181V180H109ZM63 182L65 183V181L63 180ZM85 183V182H84ZM136 183H138V184H136ZM144 184V185H145ZM80 185V186H79ZM103 185V186H102ZM71 186V187H70ZM101 186H102V188H101ZM70 187V188H69ZM112 187V188H111ZM69 188V189H68ZM109 188V187H108ZM110 188L111 189H114L113 188V186H110ZM185 189H186V191H185ZM188 189H191V190H193V191H189ZM88 191H90V194L89 193H87ZM98 192V193H97ZM137 193L139 192V191H136ZM95 193H97V195L95 194ZM102 193H103V191H102ZM109 193V192H108ZM137 193H136V195H137ZM157 193H159L161 196H164V198L163 199H161L160 201L158 200V199H156V198H158L157 196H159V195H156V198L155 199H151V195H153V194H157ZM191 193V194H190ZM193 193V194H192ZM139 194V193H138ZM192 195L191 197L193 198V199H190L191 197H189L190 195ZM209 194V195H208ZM49 196V197H50ZM99 196V195H98ZM97 196V197H98ZM116 196V197H117ZM138 196V195H137ZM136 196V197H137ZM160 196V197H161ZM62 197H64V199H63V203H64V207H63V210L61 209V207H60V204H61V202L62 201H60V199L62 198ZM100 198V197H99ZM138 198V197H137ZM154 198V197H153ZM209 198L210 199H212V198H214V199H216V200H214L213 199V201L211 200V203H214V204H210V203H208L207 201L209 200ZM48 198H46V200H47ZM97 199V200H96ZM192 200V201H190L189 203H191V202H195V201H198V199L201 201V203H202V205H198L197 207L195 206V205H193V207H192V209H190L189 207H188V200ZM195 199V200H194ZM208 199V200H207ZM221 199H223V200H221ZM134 200V199H133ZM218 200V202H220V201H222V203H224V205L222 206V205H220V203H217L216 204V202H214V201H217ZM38 201H40V200H38ZM88 201H89V199H88ZM100 203H98V202ZM41 202V201H40ZM53 202V201H52ZM135 202H137L138 203V201H136L135 200ZM187 202V203H186ZM209 202H210V200H209ZM193 203H191V204H193ZM197 203V202H196ZM199 203V202H198ZM221 203V204H222ZM228 203H229V206H228ZM41 204V203H40ZM43 204H45V203H43ZM42 204V205H43ZM48 204H50V203H48ZM47 204V205H48ZM105 204V203H104ZM131 204H133L134 206H132L131 207ZM191 204H190V206H191ZM46 205V206H47ZM52 205H53V203H52ZM168 206V205H172V207H170L169 209H166V208H162L163 206ZM218 205V206H217ZM220 205V206H219ZM61 206H63L62 204H61ZM49 207V206H48ZM51 207V206H50ZM87 207V206H86ZM136 207V206H135ZM132 209H134V208H132ZM136 209H138V208H136ZM157 209H159V211L157 210ZM209 209H208V211H209ZM214 209V210H213ZM88 210V209H87ZM192 210V211H191ZM109 213V216L107 217L106 216V213ZM189 212V213H188ZM191 212V213H190ZM95 213V212H94ZM137 213V212H136ZM154 213H151V214H153V216H155L154 215ZM131 214V215H130ZM183 214V215H182ZM60 215V216H61ZM94 215V214H93ZM186 215V216H187ZM188 215V216H189ZM59 216V215H58ZM187 216V218H189ZM202 216V215H201ZM204 216V215H203ZM203 216H202V218H203ZM78 217V216H77ZM168 219V221H169V223H168V221H167V219ZM179 217V218H180ZM205 217V216H204ZM214 218V219H215ZM220 218V217H219ZM218 218V219H219ZM47 219V218H46ZM55 219V218H54ZM53 219V220H54ZM83 219V218H82ZM80 220V221H82V223H84V221L83 220ZM127 219V220H126ZM156 219V220H157ZM164 219H166V220H164ZM181 219V218H180ZM180 219H178V221L180 220ZM217 219V218H216ZM217 219V220H218ZM124 220L126 221V222H124ZM154 220H152V222L154 221ZM162 220H160V219H158V221H162ZM219 220H221V218L219 219ZM226 220H228V222L226 221ZM52 221V220H51ZM51 221H50V218L49 219H47V222L44 224V227H43V232H44V230H45V232H46V230H47V227L49 228V224H51ZM55 221V222H54ZM54 221H52L53 223H52V225H51V227L52 228H55V230H57V238H55L56 239V245H58V244H61L60 243V241L62 242V241H64V240H66L67 239V236H65L64 238H63V234H61V228H59L58 226H57V224H56V220H54ZM66 221V220H65ZM129 221V220H128ZM157 221V222H158ZM162 221V222H163ZM181 221V220H180ZM211 221V220H210ZM62 222V221H61ZM130 222V221H129ZM143 222V221H142ZM160 222H159V224H160ZM167 222V223H166ZM215 222H217V221H215ZM223 222L224 221H222V224H223ZM63 224H65V222H62ZM61 223V224H62ZM69 226L67 227V228H70L69 230H71V231H77L78 230V227L80 226L81 227V223L79 224H77V221L76 220H73V221H68L67 220V222H66ZM91 223H90V226H89V228H92V226H91ZM153 223H156V221L155 222H153ZM174 223H177V221L175 222L174 221ZM181 223V222H180ZM213 223V222H212ZM218 223V222H217ZM221 223V222H220ZM128 224H130V223H127V225ZM159 224H156V225H159ZM178 224H179V222H178ZM219 224V223H218ZM217 224V225H218ZM79 225V226H78ZM131 225V224H130ZM153 225V224H152ZM155 225V224H154ZM153 225V226H154ZM177 225V224H176ZM29 226V225H28ZM64 226V225H63ZM78 226V227H77ZM108 226H110V228L108 227ZM163 226H165V225H163ZM171 226V225H170ZM173 226V225H172ZM178 226H180V225H178ZM219 226V225H218ZM233 226V227H232ZM79 227V228H80ZM83 227H84V224H83ZM101 227H102V229H101ZM221 227V226H220ZM219 227V228H220ZM223 227V226H222ZM231 227V228H230ZM37 228V227H36ZM36 228H32V229H36ZM52 228H50L51 229V231H50V233H52V230H54V229H52ZM64 229L63 230H65V228L66 227H63ZM86 229H87V227H85ZM84 228V229H85ZM92 228V229H93ZM97 228L95 227L93 230L95 231V229L97 230ZM128 228V229H127ZM158 228V227H157ZM164 228H166V227H164ZM167 228H168V226H167ZM170 228V227H169ZM226 228V229H227ZM235 228V229H234ZM81 229H83L82 227H81ZM100 229H101V231H100ZM108 229H110L109 230V232H108ZM159 229V228H158ZM171 229V228H170ZM174 229V228H173ZM172 229V230H173ZM68 230V229H67ZM68 230V231H69ZM88 230V229H87ZM92 230V231H93ZM133 230V229H132ZM160 230V229H159ZM223 229H221V231H222ZM232 230V229H231ZM47 231H49V229L47 230ZM66 231V230H65ZM67 231V232H68ZM83 231V230H82ZM81 231V232H82ZM89 232L91 231V230H88ZM100 231V232H99ZM168 232H169V230H167ZM230 230H228V232H229ZM32 232V231H31ZM42 232V231H41ZM55 232V231H54ZM53 232V233H54ZM86 232V231H85ZM96 232V231H95ZM231 232V231H230ZM47 233V232H46ZM92 233V232H91ZM128 233V234H129ZM234 233V232H233ZM232 233V234H233ZM240 233V234H241ZM247 233H249V234H247ZM45 234V233H44ZM48 235H47V237H48V239H49V237L51 236V241L54 239L53 237H52V235H50L49 233H47ZM84 234V233H83ZM86 234V233H85ZM84 234V235H85ZM87 234H88V232H87ZM87 234H86V236H87ZM109 234V235H108ZM128 234H127V236H124V237H128ZM141 234V233H140ZM226 234V233H225ZM225 234L223 235L222 234V236H223V240L222 241H225L224 239H226V237H225ZM111 235V236H110ZM130 235V234H129ZM215 235V234H214ZM227 235V234H226ZM54 236V235H53ZM68 236H70V235H68ZM73 236V235H72ZM75 236V235H74ZM187 236H190L189 234L187 235ZM186 236V237H187ZM216 236V235H215ZM218 236V235H217ZM227 236H229V235H227ZM76 237V236H75ZM168 237H169V235H168ZM185 237V236H184ZM242 237V236H241ZM37 238V237H36ZM40 238V237H39ZM95 238V237H94ZM128 238H130V236L128 237ZM154 238V237H153ZM47 239V240H48ZM54 239V240H55ZM106 239H107V241H106ZM125 239V238H124ZM155 239H157L158 240V238L156 237ZM155 239H154V242H153V239H151L152 240V242H153V244H155ZM185 239V238H184ZM187 239H189V238H187ZM239 239H240V237H239ZM37 240V239H36ZM40 240V239H39ZM47 240H46V242H47ZM91 240V239H90ZM95 240V239H94ZM129 240V239H128ZM150 240V241H151ZM219 240H220V237H219ZM220 240V241H221ZM230 240H232V239H229V242H231ZM233 240H236L237 241V239H233ZM232 240V243L234 244L235 243V241H233ZM244 240V241H245ZM49 242H51L50 241V239L48 240ZM80 241V240H79ZM124 241V240H123ZM243 241V242H244ZM49 242H47L46 244L48 245V243ZM72 242V241H71ZM125 242V244H127L126 242H127V238H126V240L124 241ZM124 242H122L123 244H124ZM159 242V241H158ZM186 242V241H185ZM228 242V240H226V243H229ZM246 242V241H245ZM41 243V242H40ZM52 243H54V242H52ZM67 243V242H66ZM81 243H82V241H81ZM89 243H92V242H89ZM219 243H221V242H219ZM238 243V242H237ZM38 244H39V242H38ZM50 244V243H49ZM69 243H67V245H68ZM70 244H72V243H70ZM129 244V243H128ZM127 244V245H128ZM135 244V243H134ZM150 244V243H149ZM152 244V245H153ZM222 244H223V242H222ZM236 244V243H235ZM243 244V243H242ZM35 245H37L36 243H35ZM40 245V244H39ZM64 245H66L65 243H64ZM63 245V246H64ZM72 245H74V244H72ZM151 245V246H152ZM160 245V244H159ZM221 245V244H220ZM223 245H226V246H229V245H227V244H223ZM41 246H43V245H41ZM46 246V245H45ZM50 246H52V245H50ZM60 246V245H59ZM58 246V247H59ZM68 246H70V245H68ZM78 246V245H77ZM150 246V247H151ZM158 246V245H157ZM231 246V245H230ZM66 247V246H65ZM81 247V246H80ZM122 247V246H121ZM149 247V246H148ZM147 247V248H148ZM225 247V246H224ZM32 248V247H31ZM62 248V247H61ZM60 248V249H61ZM64 248V247H63ZM62 248V249H63ZM68 248V247H67ZM71 248V247H70ZM70 248H68V249H70ZM73 248H74V246H73ZM123 248V247H122ZM154 248H156V247H154ZM228 248V247H227ZM230 248H233L232 246L230 247ZM46 249V248H45ZM51 249V248H50ZM58 249V248H57ZM82 249V248H81ZM84 249V248H83ZM100 249V248H99ZM158 249V248H157ZM221 249V248H220ZM38 251H39V249H37ZM36 250V251H37ZM47 250H49V249H47ZM66 250V249H65ZM65 250H63V251H65ZM227 250V249H226ZM231 250V249H230ZM233 249H232V251H234ZM30 251V250H29ZM37 251V252H38ZM63 251H59V253L60 252H63ZM71 251V250H70ZM77 251V250H76ZM83 251V250H82ZM81 251V252H82ZM85 251V250H84ZM83 251V252H84ZM156 251H158V250H156ZM225 251V250H224ZM41 252H43V250L41 251ZM49 252V251H48ZM69 252V251H68ZM80 252V253H81ZM83 252H82V255H83ZM98 252V251H97ZM149 252V251H148ZM215 252L216 251H214V254H215ZM218 252V251H217ZM225 252H227V251H225ZM230 252V251H229ZM64 253V252H63ZM66 253V252H65ZM78 253H79V249H78ZM85 253V252H84ZM101 253V252H100ZM99 253V254H100ZM136 253V252H135ZM228 253V252H227ZM42 254H44V253H42ZM49 254V253H48ZM97 254V253H96ZM159 254V253H158ZM218 254V253H217ZM216 254V255H217ZM230 254V253H229ZM229 254H228V257H229ZM39 255V254H38ZM56 255H57V253H56ZM62 255V253H60L59 254V258L58 257H55V259L56 260H54L53 261V259H51V261H49V264H65V263H63L65 260L63 259L64 258V256H61ZM64 255V254H63ZM70 255V254H69ZM75 255V254H74ZM88 255V254H87ZM230 255V256H231ZM234 255V256H233ZM35 256V255H34ZM43 256H45V255H43ZM47 256V255H46ZM50 256V255H49ZM61 256V257H60ZM160 256V255H159ZM225 256V255H224ZM227 256V255H226ZM38 257V256H37ZM63 257V258H62ZM71 257V256H70ZM69 257V258H70ZM125 257V256H124ZM147 259H145V260H150V261H156V259H159V257H158V255H157V252H155V251H153L152 250V252H151V254H148V257L147 256H145ZM212 257H214L213 255H212ZM32 258V257H31ZM31 258H29V259H31ZM42 258V257H41ZM46 258V257H45ZM77 258V257H76ZM99 258V259H98ZM118 258V259H117ZM144 258V257H143ZM142 258V259H143ZM230 258L228 259L229 261L227 262V260L226 259H223L224 260V264H231V260H230ZM33 259V258H32ZM44 259V258H43ZM62 259L64 260V261H62ZM122 259H123V262H124V258L122 257ZM215 259V258H214ZM34 260H35V258H34ZM33 260V262L32 263H34L35 261ZM37 260V259H36ZM39 260V259H38ZM69 260V259H68ZM80 260V259H79ZM121 260V259H120ZM144 260V259H143ZM31 261V260H30ZM30 261H28V262H30ZM39 261H41V260H39ZM69 261H71V260H69ZM72 261H74V259L72 260ZM112 261V260H111ZM146 261V262H147ZM220 256H219V254L217 255V263L218 264H220ZM27 262V263H28ZM41 262H43V261H41ZM76 262H78V261H76ZM81 262L82 261H80L79 263L81 264ZM142 262V261H141ZM144 262V261H143ZM149 262V261H148ZM216 262V261H215ZM227 262V263H226ZM39 263V262H38ZM105 263V264H106ZM113 263H115V262H113ZM29 264H31V262L29 263ZM35 264H36V262H35ZM42 264V263H41ZM70 264H71V262H70ZM77 264V263H76Z\"/></svg>",
	"mask_w": 264,
	"mask_h": 264
}]
</instances>
